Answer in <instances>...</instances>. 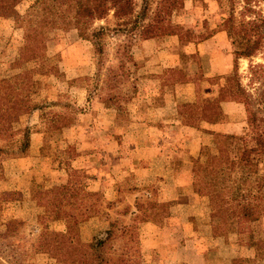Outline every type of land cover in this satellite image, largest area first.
Here are the masks:
<instances>
[{
  "label": "rangeland",
  "instance_id": "1",
  "mask_svg": "<svg viewBox=\"0 0 264 264\" xmlns=\"http://www.w3.org/2000/svg\"><path fill=\"white\" fill-rule=\"evenodd\" d=\"M34 1L17 5L16 20L0 17V111L13 106L19 112L0 127V264H264V155L255 157L256 173L241 183L217 137L187 158L183 131L162 122L203 126L182 116L205 107L224 115L220 133L246 130L247 107L224 80L232 71L233 47L215 33L222 30L225 3L177 0L168 21L179 34L153 38L165 45L167 58L138 51L141 40L123 57L116 50L122 37L107 36L97 63L90 43L77 37L75 3L57 8ZM133 2L138 9L140 0ZM204 36L205 50L196 45ZM249 64L264 67V45L250 62L237 60L244 86ZM168 75L180 83L165 88L161 79ZM26 100L33 110L23 111ZM137 118L166 126L165 154L171 150L175 160L185 161V196L161 194L153 176L138 185L131 173L118 171ZM24 134L29 147L20 152ZM103 138L112 144H100ZM210 165L230 172L229 181L215 183L219 192L211 199L191 186V170L203 167L194 177L206 180ZM256 179L258 219L244 222L236 234H215L213 225L238 221L228 214L230 192L256 195Z\"/></svg>",
  "mask_w": 264,
  "mask_h": 264
},
{
  "label": "trees",
  "instance_id": "2",
  "mask_svg": "<svg viewBox=\"0 0 264 264\" xmlns=\"http://www.w3.org/2000/svg\"><path fill=\"white\" fill-rule=\"evenodd\" d=\"M22 1L0 0V17L16 20L18 18L16 7ZM220 1L225 3L222 8L224 16L219 24L222 30H217L215 33H221L226 36L229 44L233 47L232 71L224 80L230 82V85L229 82L228 85L233 89L231 90L233 96L242 98L247 107L246 130H243L242 134L238 136L214 131L213 127L222 122L220 118L224 119L225 117L221 112L208 114L205 107H200L197 111L189 112L182 116L186 120L196 119L198 122H203V126H194L190 122L181 121L179 123L190 127L199 134L206 133L217 137V145L220 151L222 150L227 157L231 156L229 158L231 171L238 172V181L244 183L256 173L255 157L264 155V67L260 64H249L246 76L247 84L244 86L241 83L240 76L237 74V60L241 58L250 62V59L264 45V0H240L241 5L238 0ZM69 3H75L73 19L76 24L77 37L90 43L97 58V63L103 58L104 41L107 36L122 37L123 40L116 45V50L118 53H122L123 57H126V50L132 42L137 40L146 41L159 35L177 36L176 34H179V30L173 28L168 21L171 12L177 4V0H140L138 9H136L133 0H35L33 2L34 5L57 8ZM152 3H155V6L151 9ZM262 4L263 9L260 8ZM238 5L240 10L236 12L235 9ZM255 8L257 9L255 10ZM100 21L103 24H97ZM175 39V43L178 44L177 37ZM207 39L208 37L205 36L199 38L196 45L205 42ZM26 41V45L30 46L32 38L27 36ZM190 43L187 42V44L192 46L193 44ZM166 77L161 79L165 88H172L175 84L180 83L176 80V75H168V78ZM29 85L31 86V84ZM250 88L252 89L251 91ZM34 108L35 105L26 100L23 111L33 110ZM17 113L19 112L13 106L2 109L0 111V127L4 122L7 123L10 115ZM206 115H209V120H205ZM205 124H208L210 128H206ZM21 143L20 152L29 147V139L27 140L26 134L23 135ZM202 169L203 167L197 166L191 170L192 190L197 195L207 196L211 199L219 192V189L214 187L215 183L224 184V182L229 181L230 172L229 170L225 171L222 168H214L210 165L209 168H206L209 169V174L207 173L203 176V178H207L206 180L204 178V181L194 177ZM258 181L259 179L255 181V185H257L256 195L249 196L248 194H237L235 191L230 192L228 214L237 218L238 221L234 224L213 225V230L216 231L215 234L222 235L228 230L236 234L238 232L235 229L244 228V222H254L258 219L260 212L256 202L259 200L258 190H260L261 185ZM236 188H239V182H237ZM60 244L61 246L64 245L63 242ZM101 244L102 242H100ZM258 244L257 241L249 243L250 246ZM245 260H240V263L245 264L248 261Z\"/></svg>",
  "mask_w": 264,
  "mask_h": 264
},
{
  "label": "crops",
  "instance_id": "3",
  "mask_svg": "<svg viewBox=\"0 0 264 264\" xmlns=\"http://www.w3.org/2000/svg\"><path fill=\"white\" fill-rule=\"evenodd\" d=\"M208 46L209 44H207L206 41L201 43V49L203 50L207 49ZM164 48L165 45L162 43L156 42L154 39H149L142 42L138 51L143 52L146 55L149 53H158L161 55L159 56V59H164V57H168L166 55L162 56ZM138 119L139 118L136 120L137 122L135 123V128H137V130L139 128H143V131L136 130L135 134L131 135L132 139L128 144L129 154L128 156L118 159L121 163L119 165L117 164L118 171H121L123 175L131 173L134 181L138 182V185L139 183L144 184L146 178L153 176L154 179L158 180V184H160L159 192L161 194L172 193L179 194L177 197L185 196L186 192H188L186 191V188L189 187L183 180L185 174L187 173L185 170V161L183 159L175 160L176 158L174 159L173 152L171 150L169 156L165 154L166 148H164V145L167 143V140L165 136L163 137L165 133H162V131L163 128H166V126L156 128L152 127V123L149 120L143 122ZM162 122L167 124L169 123V126L173 124V126H170L173 130L176 129L177 131H183V134H180V138H182L181 142H183V146L186 149L185 155L187 158H196L201 145L205 143V139L206 142L208 139H212V135L206 133L199 134L190 127L182 125L178 122V120ZM221 127L222 126L215 125L213 130L219 132L221 131ZM177 131H175V134H179ZM174 139L178 140V137H175ZM101 140L100 144L101 142L106 145L112 144L108 138H103ZM167 151L169 150H166V152ZM165 158L169 159L165 160ZM177 161L180 162L178 163ZM175 164L177 165L175 166ZM126 168H128V172ZM189 193H191V195H195L192 191ZM183 202L185 203V201ZM177 206L179 207L182 205L178 204Z\"/></svg>",
  "mask_w": 264,
  "mask_h": 264
}]
</instances>
